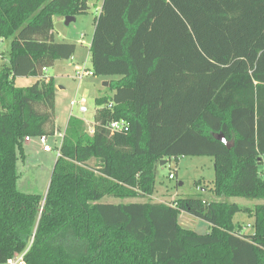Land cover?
Listing matches in <instances>:
<instances>
[{"label": "trees", "instance_id": "16d2710c", "mask_svg": "<svg viewBox=\"0 0 264 264\" xmlns=\"http://www.w3.org/2000/svg\"><path fill=\"white\" fill-rule=\"evenodd\" d=\"M94 1L0 0V264L26 250L27 264H264V204L228 202L264 201V0H103L92 72L115 79L96 99L95 134L71 117L45 200L17 190L25 139L57 134L44 70L77 49L55 41V19ZM195 157L214 160V200L101 203L151 197L161 162ZM183 213L209 232L183 228ZM239 213L255 217L252 234Z\"/></svg>", "mask_w": 264, "mask_h": 264}, {"label": "rangeland", "instance_id": "374dc122", "mask_svg": "<svg viewBox=\"0 0 264 264\" xmlns=\"http://www.w3.org/2000/svg\"><path fill=\"white\" fill-rule=\"evenodd\" d=\"M99 17L95 4L90 3V10L87 14L78 16L76 22L70 25L58 22L55 19V41L57 43L76 44V54L72 61H59L54 68L50 69L49 74L54 77L57 85L56 93V125L58 134H63L71 117L86 119L92 121L98 112L96 99L111 97L112 92L106 83L114 80L113 77L90 76L85 77L83 82H79L76 74L70 64L80 65V68L86 67L92 71L90 44L95 30V20ZM82 36L84 38L82 39ZM84 40L85 45L80 44ZM10 51V41L0 39V68L8 63V54ZM36 79L32 77L17 78L15 83L17 87L26 88L35 83ZM61 87L63 90L59 89ZM84 97L87 100L88 113L82 114L78 104L73 105ZM57 138L50 137L47 143L53 149ZM39 138H32L31 142L25 145V160L19 162L16 166L19 179L16 188L21 193L37 194L45 199L51 176L57 160L56 152L46 153ZM93 164V163H92ZM176 174L175 180H170V173ZM259 174L264 180V158L263 164L259 167ZM215 178L214 160L209 157L182 158L180 163L173 160L164 166L159 165L156 170V191L153 196L147 198H136L128 201L116 200L105 197L101 203H173L177 198H186L199 195L196 183L201 181L199 187L206 190L213 188ZM183 182L184 186H179ZM204 199L213 200L215 197L209 191L202 195ZM228 202L238 204L242 207L254 208L256 205L264 204L260 200H246L241 198H231ZM183 228L192 230L198 234H206L209 231V224L203 220L196 219L188 214H181L179 218ZM234 222L237 226H242V231L246 234L254 232L255 217L245 213H239L235 216ZM250 226V227H248Z\"/></svg>", "mask_w": 264, "mask_h": 264}, {"label": "built area", "instance_id": "2783aa9c", "mask_svg": "<svg viewBox=\"0 0 264 264\" xmlns=\"http://www.w3.org/2000/svg\"><path fill=\"white\" fill-rule=\"evenodd\" d=\"M44 73L47 74L48 73V70H44ZM75 73H76V78L79 80V82H83L84 78L85 77H90V76H93V72L92 71H89L86 67L84 68H80L79 66L78 67H75ZM78 104L80 106V112L82 114H87L88 113V108H87V100L86 98L82 97L81 100H79L78 102L75 100L73 102V105H76ZM81 119V118H80ZM84 124H85V129H86V132L90 135V136H93L95 134V129H96V123L94 121V119L92 121H89V120H86V119H81ZM107 128L110 130V132L112 134H114L115 132H123V131H127L128 128H129V124L122 120V121H114V122H111L110 124H108ZM64 134H56L54 137L57 138V140L55 141L56 144H55V148L53 149L52 147H50L47 143V140L48 138L47 137H40V142L41 144L43 145V150L44 152L46 153H51V152H56L57 154V158H59L61 156V145H62V141H63V138H64ZM31 139L32 138H26L25 141L26 143L27 142H31ZM173 161V159L171 160ZM169 161V162H171ZM168 162V163H169ZM170 180H175L176 179V174L173 172V173H170V176H169ZM250 227V226H248ZM27 254V250L22 253V254H17L15 256H13L12 258L8 259L7 261V264H27L26 260H25V255Z\"/></svg>", "mask_w": 264, "mask_h": 264}, {"label": "crops", "instance_id": "0c3cea01", "mask_svg": "<svg viewBox=\"0 0 264 264\" xmlns=\"http://www.w3.org/2000/svg\"><path fill=\"white\" fill-rule=\"evenodd\" d=\"M93 4H95V7H96V9H97V11L99 12V15H100V13H101V10H102V5H103V0H96V1H94L93 2ZM65 19L64 18H58V19H56V21H58V22H63ZM78 20V17H76V21ZM75 21V22H76ZM73 23V22H72ZM71 24V23H70ZM84 38V36H82V39ZM5 42V41H4ZM91 42H92V40H91ZM80 44H82V45H85V41L84 40H81L80 41ZM90 47H91V44H90ZM76 54V53H75ZM74 57H75V55L72 57V59L71 60H69V61H72V60H74ZM68 61V62H69ZM58 63V62H57ZM56 63V64H57ZM78 66H80V65H78V64H75V63H72V64H70L69 65V67H72L73 69H74V72H75V67H78ZM50 71V70H49ZM49 71H48V74H49ZM76 74V73H75ZM50 75V74H49ZM59 89H61V90H63L61 87H59ZM57 126V125H56ZM57 132H58V128H57ZM30 142H27L26 143V145L27 144H29ZM182 160V158L181 159H178L176 162L177 163H180V161ZM181 184V185H180ZM179 186L181 187V186H184V183L183 182H180L179 183ZM198 190H201V193L200 194H202V195H205L206 193H207V191H209L211 194H213L212 192H211V189H208V190H206V189H204V188H202V187H198L197 188ZM214 196V195H213ZM215 197V196H214ZM215 199V198H214ZM213 199V200H214ZM206 200H210V199H208V198H206ZM209 232V231H208Z\"/></svg>", "mask_w": 264, "mask_h": 264}, {"label": "water", "instance_id": "95a60500", "mask_svg": "<svg viewBox=\"0 0 264 264\" xmlns=\"http://www.w3.org/2000/svg\"><path fill=\"white\" fill-rule=\"evenodd\" d=\"M76 21V17H67V18H65V24L66 25H70V23H72V22H75ZM105 86L106 87H109V83H106L105 84ZM220 140H222L223 142H225V140L222 138V137H220ZM167 163H166V161H163V162H161V166H164V165H166ZM181 185V184H180ZM45 200V199H44Z\"/></svg>", "mask_w": 264, "mask_h": 264}]
</instances>
